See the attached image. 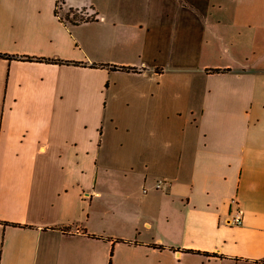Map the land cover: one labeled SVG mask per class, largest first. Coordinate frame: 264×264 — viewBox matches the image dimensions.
Listing matches in <instances>:
<instances>
[{"label":"crops","instance_id":"obj_1","mask_svg":"<svg viewBox=\"0 0 264 264\" xmlns=\"http://www.w3.org/2000/svg\"><path fill=\"white\" fill-rule=\"evenodd\" d=\"M0 53L107 65L0 55V264H264V0H0Z\"/></svg>","mask_w":264,"mask_h":264},{"label":"trees","instance_id":"obj_2","mask_svg":"<svg viewBox=\"0 0 264 264\" xmlns=\"http://www.w3.org/2000/svg\"><path fill=\"white\" fill-rule=\"evenodd\" d=\"M63 2V0L61 1V3ZM56 4H58V0H56ZM65 19H69L72 22H80L82 20H84L85 18L82 17L79 14H76V12H73L72 9H70L67 14L65 15ZM1 56H6L8 58H19V59H26V60H44V61H48V62H53V63H72V64H81V65H87L90 67H99V66H107L105 63H90V64H86V63H81V62H76V61H65V60H61V59H56V58H40V57H32V56H28V55H9V54H5V53H0ZM112 68H116V69H122V70H134L136 69L135 67H131V66H118V65H112ZM214 71H219V70H223V69H213ZM5 223V222H3ZM7 224V223H5ZM120 241H122V239H119ZM161 247V246H160Z\"/></svg>","mask_w":264,"mask_h":264},{"label":"built area","instance_id":"obj_3","mask_svg":"<svg viewBox=\"0 0 264 264\" xmlns=\"http://www.w3.org/2000/svg\"><path fill=\"white\" fill-rule=\"evenodd\" d=\"M161 183L162 182L158 180L156 182V188L161 187ZM230 204L233 206V209L230 210L228 222L235 225H239L243 221L242 211L239 208L237 201L235 199H231Z\"/></svg>","mask_w":264,"mask_h":264},{"label":"rangeland","instance_id":"obj_4","mask_svg":"<svg viewBox=\"0 0 264 264\" xmlns=\"http://www.w3.org/2000/svg\"><path fill=\"white\" fill-rule=\"evenodd\" d=\"M61 1H62V0H58L57 7L61 5ZM57 13L59 14V11H58V10H57ZM62 16H63V15H61V17H62ZM104 237H105V236H104Z\"/></svg>","mask_w":264,"mask_h":264}]
</instances>
